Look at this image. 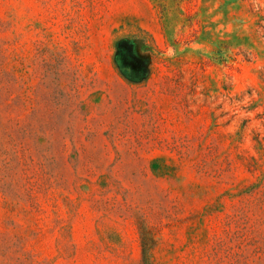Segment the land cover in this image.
Here are the masks:
<instances>
[{"label": "rangeland", "instance_id": "rangeland-1", "mask_svg": "<svg viewBox=\"0 0 264 264\" xmlns=\"http://www.w3.org/2000/svg\"><path fill=\"white\" fill-rule=\"evenodd\" d=\"M141 234L264 264V0H0V264H141Z\"/></svg>", "mask_w": 264, "mask_h": 264}, {"label": "trees", "instance_id": "trees-1", "mask_svg": "<svg viewBox=\"0 0 264 264\" xmlns=\"http://www.w3.org/2000/svg\"><path fill=\"white\" fill-rule=\"evenodd\" d=\"M134 69L133 71H135ZM144 71V72H143ZM144 73V74H143ZM138 74H135L134 78H130L131 81H139L145 76V69H142V74L140 77H137ZM140 244H141V264H151V250L154 246L153 241L151 239H147L143 234L140 236ZM150 245V247H148Z\"/></svg>", "mask_w": 264, "mask_h": 264}]
</instances>
